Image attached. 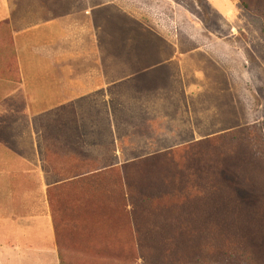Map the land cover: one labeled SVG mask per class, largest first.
Masks as SVG:
<instances>
[{"label": "rangeland", "instance_id": "1", "mask_svg": "<svg viewBox=\"0 0 264 264\" xmlns=\"http://www.w3.org/2000/svg\"><path fill=\"white\" fill-rule=\"evenodd\" d=\"M174 2L181 52L210 53L185 72L189 94L161 100L157 128L128 131L119 154L57 146L36 123L39 171L0 162V264H264L263 14L242 0Z\"/></svg>", "mask_w": 264, "mask_h": 264}, {"label": "crops", "instance_id": "2", "mask_svg": "<svg viewBox=\"0 0 264 264\" xmlns=\"http://www.w3.org/2000/svg\"><path fill=\"white\" fill-rule=\"evenodd\" d=\"M174 1L0 0V162L39 171L36 123L55 130L57 146L114 145L117 154L128 131L155 130L161 100L186 98L185 72L210 56L206 43L181 52ZM44 115L54 117L37 120ZM15 236L24 253L29 244Z\"/></svg>", "mask_w": 264, "mask_h": 264}, {"label": "trees", "instance_id": "3", "mask_svg": "<svg viewBox=\"0 0 264 264\" xmlns=\"http://www.w3.org/2000/svg\"><path fill=\"white\" fill-rule=\"evenodd\" d=\"M242 5L247 9H250L254 5L257 6V8H260L259 10H261L264 17V0H242Z\"/></svg>", "mask_w": 264, "mask_h": 264}]
</instances>
